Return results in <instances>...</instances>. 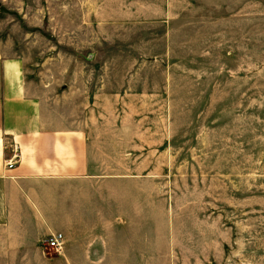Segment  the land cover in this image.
<instances>
[{"label": "rangeland", "instance_id": "1", "mask_svg": "<svg viewBox=\"0 0 264 264\" xmlns=\"http://www.w3.org/2000/svg\"><path fill=\"white\" fill-rule=\"evenodd\" d=\"M79 1L0 0V47L37 83L60 84L66 54L96 68L120 55L149 90L119 110L134 127L136 183L105 195L103 214L145 230L149 264H264V0H120L146 13H98L122 26L102 35L129 37L115 44L98 41ZM79 21L84 55L67 39Z\"/></svg>", "mask_w": 264, "mask_h": 264}, {"label": "crops", "instance_id": "2", "mask_svg": "<svg viewBox=\"0 0 264 264\" xmlns=\"http://www.w3.org/2000/svg\"><path fill=\"white\" fill-rule=\"evenodd\" d=\"M118 3L79 1V12L94 11L100 43H129V37L102 35L106 25L122 27L99 20L104 9L125 23L146 13L128 4L116 9ZM166 7L164 18L170 16ZM84 30L82 21L68 27L67 39L78 37L80 55ZM116 56L96 68L66 54L62 82L37 83L27 78L21 58L0 47V264L150 263L145 230L130 227L129 213L120 220L102 209L105 195L118 197L136 183L134 127L119 110L149 92L134 88L135 74L119 69L124 58ZM55 234L62 235V247L52 257L43 241Z\"/></svg>", "mask_w": 264, "mask_h": 264}, {"label": "built area", "instance_id": "3", "mask_svg": "<svg viewBox=\"0 0 264 264\" xmlns=\"http://www.w3.org/2000/svg\"><path fill=\"white\" fill-rule=\"evenodd\" d=\"M11 161V160H10ZM13 163L8 162L7 167L9 169L13 168ZM44 247L53 250L54 252H58L61 250L62 247V235L61 234H55L49 236L46 240L43 241Z\"/></svg>", "mask_w": 264, "mask_h": 264}]
</instances>
